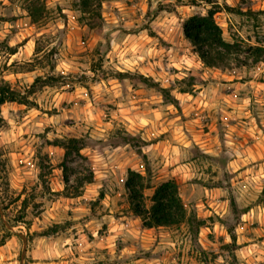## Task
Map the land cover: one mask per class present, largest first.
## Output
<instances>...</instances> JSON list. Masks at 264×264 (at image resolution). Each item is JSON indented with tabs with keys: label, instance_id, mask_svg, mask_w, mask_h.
Wrapping results in <instances>:
<instances>
[{
	"label": "clouds",
	"instance_id": "1",
	"mask_svg": "<svg viewBox=\"0 0 264 264\" xmlns=\"http://www.w3.org/2000/svg\"><path fill=\"white\" fill-rule=\"evenodd\" d=\"M0 264H264V0H0Z\"/></svg>",
	"mask_w": 264,
	"mask_h": 264
}]
</instances>
